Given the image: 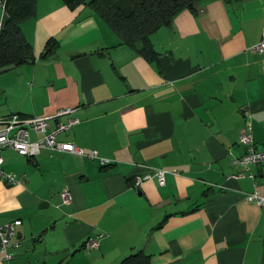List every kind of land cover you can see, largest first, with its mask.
<instances>
[{"label": "crops", "instance_id": "obj_1", "mask_svg": "<svg viewBox=\"0 0 264 264\" xmlns=\"http://www.w3.org/2000/svg\"><path fill=\"white\" fill-rule=\"evenodd\" d=\"M21 30L34 60L0 73V118L71 108L57 120L79 122L57 140L98 158L1 150L19 182L0 180V224H21L19 248L0 264H118L137 250L150 264H264V203L246 198L264 194V165L234 163L247 121L264 148V54L252 50L264 0L182 10L151 34L152 62L89 6L38 0ZM158 169L163 185L134 186Z\"/></svg>", "mask_w": 264, "mask_h": 264}, {"label": "trees", "instance_id": "obj_2", "mask_svg": "<svg viewBox=\"0 0 264 264\" xmlns=\"http://www.w3.org/2000/svg\"><path fill=\"white\" fill-rule=\"evenodd\" d=\"M69 9L89 6L120 39L145 60L157 58L150 40L152 33L169 25L184 9L196 10L202 0H62ZM5 8L0 30V67L33 61L31 45L21 23L36 14L38 0H3ZM48 43V47L50 46ZM118 264H150V256L137 250Z\"/></svg>", "mask_w": 264, "mask_h": 264}, {"label": "built area", "instance_id": "obj_3", "mask_svg": "<svg viewBox=\"0 0 264 264\" xmlns=\"http://www.w3.org/2000/svg\"><path fill=\"white\" fill-rule=\"evenodd\" d=\"M4 2L0 0V30L3 25L4 14ZM253 51L264 54V34L261 40L252 47ZM73 109L63 108L59 109L52 116H25L21 114H11L7 117L0 118V153L5 148H10L16 151L18 154L25 157H34L41 150H57L62 152L74 153L81 156H87L91 159L98 158L96 150L85 152L82 148L76 146L72 142L58 141L57 136L61 133L69 131L75 124L79 122L77 118H69L66 121L57 120L63 115L71 113ZM55 119L56 124L52 130H48L49 120ZM39 133L41 136L37 139H31V133ZM239 142L245 146V153L240 158L234 160V163L248 167L251 164L264 165V148H257L253 141L251 132L250 121L246 122L244 129L239 135ZM101 163H105L104 159H101ZM3 158L0 154V180L15 184L19 182V179L12 173H7L2 169ZM164 171L155 170L153 173L145 175H137L134 178V186L138 187L143 181L155 177L159 185L165 183ZM232 177H237L233 175ZM253 177V175H249ZM61 198L64 203H69L71 196L68 190L61 192ZM246 198L250 201L256 202L261 205L264 203V194H260L258 191H254L246 195ZM21 224L19 219L13 220L4 225L0 224V259L4 261L11 260L16 250L20 246V242L17 239V226ZM88 247H96L97 242L90 239L87 241Z\"/></svg>", "mask_w": 264, "mask_h": 264}, {"label": "water", "instance_id": "obj_4", "mask_svg": "<svg viewBox=\"0 0 264 264\" xmlns=\"http://www.w3.org/2000/svg\"><path fill=\"white\" fill-rule=\"evenodd\" d=\"M14 66H15V64L4 65V66L0 67V73L5 72V71L13 68Z\"/></svg>", "mask_w": 264, "mask_h": 264}]
</instances>
